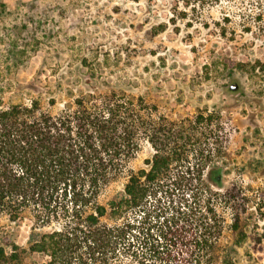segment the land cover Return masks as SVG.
<instances>
[{
    "label": "trees",
    "instance_id": "16d2710c",
    "mask_svg": "<svg viewBox=\"0 0 264 264\" xmlns=\"http://www.w3.org/2000/svg\"><path fill=\"white\" fill-rule=\"evenodd\" d=\"M50 107L0 106V219L34 223L24 246L3 236L0 264H227L234 245L222 239L239 230L249 195L216 163L228 140L220 113L169 119L101 83ZM143 143L151 157L103 203Z\"/></svg>",
    "mask_w": 264,
    "mask_h": 264
},
{
    "label": "rangeland",
    "instance_id": "374dc122",
    "mask_svg": "<svg viewBox=\"0 0 264 264\" xmlns=\"http://www.w3.org/2000/svg\"><path fill=\"white\" fill-rule=\"evenodd\" d=\"M1 1L0 106L38 99L50 107L54 98L56 112L101 83L169 119L220 113L228 140L216 163L227 185L249 195L239 230L222 239L234 245L227 264H264V0ZM152 153L143 143L100 200L119 195ZM33 226L28 213L2 217L0 243L7 234L24 246Z\"/></svg>",
    "mask_w": 264,
    "mask_h": 264
}]
</instances>
